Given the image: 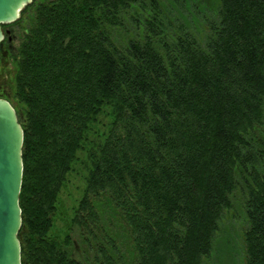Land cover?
<instances>
[{
    "label": "trees",
    "instance_id": "trees-1",
    "mask_svg": "<svg viewBox=\"0 0 264 264\" xmlns=\"http://www.w3.org/2000/svg\"><path fill=\"white\" fill-rule=\"evenodd\" d=\"M15 25L22 264H205L238 190L264 264V0H33Z\"/></svg>",
    "mask_w": 264,
    "mask_h": 264
},
{
    "label": "water",
    "instance_id": "water-1",
    "mask_svg": "<svg viewBox=\"0 0 264 264\" xmlns=\"http://www.w3.org/2000/svg\"><path fill=\"white\" fill-rule=\"evenodd\" d=\"M33 0H0V44L3 24L18 20ZM24 129L14 105L0 97V264H22L19 236L23 214L20 195L24 175Z\"/></svg>",
    "mask_w": 264,
    "mask_h": 264
},
{
    "label": "rangeland",
    "instance_id": "rangeland-1",
    "mask_svg": "<svg viewBox=\"0 0 264 264\" xmlns=\"http://www.w3.org/2000/svg\"><path fill=\"white\" fill-rule=\"evenodd\" d=\"M29 5V4H28ZM17 21V20H16ZM11 22L5 25H9V28H14L15 22ZM25 27V25H23ZM5 30V27H3ZM17 31V40L13 43L18 45L20 36L23 33V27L15 26ZM6 31V30H5ZM16 72V64L13 59L7 56L0 68V94H4L3 98L9 100L12 104L17 105L14 99L15 82L14 76ZM1 96V95H0ZM2 97V96H1ZM81 161L76 164V170L69 175L68 185L61 193V205L63 207V219H59L56 223L53 232L63 234L69 229V223L72 222L74 216V206L77 205L79 199L82 196L83 189L85 187V176L87 170L82 160L85 159L83 153L80 154ZM242 199L243 195L240 190L236 191L235 198L233 199V207L226 211L221 220V230L217 235V248L210 257L205 259V264H242L244 255V216L242 211ZM73 237L74 247L73 253L79 258H83L82 244L80 233L75 229L71 232ZM223 236L225 239L221 242ZM229 239H231L229 241ZM93 244H97L96 240H92ZM221 248H220V245ZM236 246V249L234 248ZM95 248V246H94ZM220 248V250L218 249ZM89 250V249H88ZM95 254V251H91ZM90 252V253H91ZM215 255V256H214Z\"/></svg>",
    "mask_w": 264,
    "mask_h": 264
},
{
    "label": "flooded vegetation",
    "instance_id": "flooded-vegetation-1",
    "mask_svg": "<svg viewBox=\"0 0 264 264\" xmlns=\"http://www.w3.org/2000/svg\"><path fill=\"white\" fill-rule=\"evenodd\" d=\"M8 26L9 25H5L4 26L5 27V30H6V36H5V38H8L11 42H14V41L17 40L16 38H18V36L16 34L17 31L14 29L16 25H14V28H9ZM13 45H14V43H13Z\"/></svg>",
    "mask_w": 264,
    "mask_h": 264
}]
</instances>
